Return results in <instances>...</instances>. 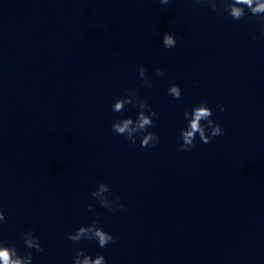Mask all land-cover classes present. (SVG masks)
Segmentation results:
<instances>
[{
    "label": "water",
    "instance_id": "95a60500",
    "mask_svg": "<svg viewBox=\"0 0 264 264\" xmlns=\"http://www.w3.org/2000/svg\"><path fill=\"white\" fill-rule=\"evenodd\" d=\"M0 264H264V0H0Z\"/></svg>",
    "mask_w": 264,
    "mask_h": 264
}]
</instances>
